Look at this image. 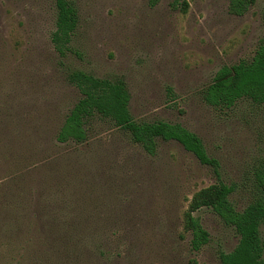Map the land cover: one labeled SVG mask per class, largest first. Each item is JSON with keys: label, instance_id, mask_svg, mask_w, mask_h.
I'll return each mask as SVG.
<instances>
[{"label": "rangeland", "instance_id": "1", "mask_svg": "<svg viewBox=\"0 0 264 264\" xmlns=\"http://www.w3.org/2000/svg\"><path fill=\"white\" fill-rule=\"evenodd\" d=\"M68 1L77 28L61 55L55 0H0V264H220L238 244L234 228L198 210L209 243L193 251L185 213L218 181L234 188L237 211L250 203L264 168V108H213L203 91L223 67L251 61L264 0L243 16L230 0H189L186 13L172 0ZM72 71L123 80L133 119L194 133L219 176L175 141L157 140L148 155L97 114L84 143H58L81 99ZM260 237L264 247V222Z\"/></svg>", "mask_w": 264, "mask_h": 264}, {"label": "trees", "instance_id": "2", "mask_svg": "<svg viewBox=\"0 0 264 264\" xmlns=\"http://www.w3.org/2000/svg\"><path fill=\"white\" fill-rule=\"evenodd\" d=\"M158 1L152 0V3ZM253 3L254 0H230V13L243 16ZM55 5L57 19L52 43L57 52L63 55L77 28V13L68 0H55ZM172 7L186 13L189 0H172ZM262 21L264 25V14ZM68 79L79 90L81 99L59 130L56 137L58 143L72 142L76 146L84 143L87 137L85 123L97 114L109 120L114 127L127 131L133 143L148 155H155L157 140L175 141L193 154L201 165L211 167L219 176L218 162L207 155L202 141L194 133L180 124L134 120L129 113L130 96L123 80H100L82 71L70 72ZM203 99L207 105L217 109L230 110L243 100L264 108V38L251 61L223 67L203 91ZM253 178L255 192L242 211H237L229 200L234 188L221 181L193 195L184 218L185 230L191 234L190 246L193 251H199L209 243L208 232L193 214L202 208H210L225 225L233 227L239 236L238 244L232 252L220 253V264H264V247L260 237V227L264 222V168L254 172ZM49 237H53L54 241L61 240L59 232H50Z\"/></svg>", "mask_w": 264, "mask_h": 264}]
</instances>
